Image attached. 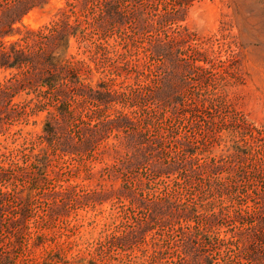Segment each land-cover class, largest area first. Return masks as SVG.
<instances>
[{
	"label": "rangeland",
	"instance_id": "374dc122",
	"mask_svg": "<svg viewBox=\"0 0 264 264\" xmlns=\"http://www.w3.org/2000/svg\"><path fill=\"white\" fill-rule=\"evenodd\" d=\"M74 1L78 12L90 23L92 38L107 40L108 45L101 58L91 61L93 70H84V82L98 91L105 90L100 86L102 82L110 81L111 91L118 89L126 96L114 99L107 106L92 93L76 98L70 108L75 120L71 124L63 121L61 131L69 125L78 134L92 125L94 116L103 121L114 117L117 111L138 110L133 112L134 118L138 122L146 118L147 123L124 129L119 135L125 138L129 132L142 131L145 142L150 144L163 136L165 140L148 152L151 161H173L178 156L194 162L200 170L198 173L183 168L178 174L182 180L179 188L185 189L181 198L199 205L201 225L206 222L205 204L215 201L219 212L215 221L218 236L236 235L232 255L247 258L254 255L245 264H264V0ZM106 1L115 5L122 18L104 29L96 21ZM66 4L67 0H49L15 26L21 31L24 26L39 28L58 18L59 10ZM167 17L171 21L166 22ZM106 19L110 21L109 15ZM20 34L6 40L17 39ZM156 40L167 42L175 49L185 44H200L208 54L204 58L211 62L198 61L205 63L206 70L185 65L193 62L189 55L182 54L179 65L166 62L161 56L148 54L147 46ZM70 52H78L75 38ZM82 56L88 54L78 57ZM9 75L10 71L1 69L0 81ZM54 113L58 111L53 107L36 111L28 121L24 117H4V127L0 129V165L8 166L2 154L9 157V150L28 147L26 152L37 154L46 148L47 141L38 138L44 134L49 119L56 123ZM151 116L156 121L150 125ZM115 135L112 133L113 138L108 140H115L118 136ZM185 143H189L193 152L188 156L183 148ZM51 148L45 175L39 173V162L25 156L20 159L23 167L9 168L5 180L0 181V187L13 194L12 200L3 206L0 218V264H42L43 255L51 250L64 256L66 261L60 264H73L68 261L79 253L85 255L86 248L115 221L114 199L95 203L84 196H73L67 200L64 213L56 215V205L61 202L54 193L62 190V185L70 187L79 183L81 194L94 193L100 188L97 177L87 179L81 156L75 160ZM100 155L88 162L94 171L113 163L112 152ZM216 166L218 187L226 188L222 194L219 190L214 194L208 185L215 176ZM42 176V180L36 181ZM133 178L139 188L148 184L150 190L146 192L166 188L167 183L173 191L178 190L173 177L160 182L149 164L134 171ZM112 182L104 181L107 185ZM120 182L119 179L116 184ZM33 185L37 189L30 201ZM26 206L31 211L24 217L21 214ZM146 215L147 210L139 213L130 220L135 226L129 224L120 232L137 233ZM37 224L48 226L44 243L29 234L28 227ZM138 239L141 240V235ZM213 246L207 249L200 246L201 252L218 264L225 262L229 256L226 249L231 245L218 242V248ZM133 251L140 252L137 245ZM110 254L115 252L112 250Z\"/></svg>",
	"mask_w": 264,
	"mask_h": 264
},
{
	"label": "trees",
	"instance_id": "16d2710c",
	"mask_svg": "<svg viewBox=\"0 0 264 264\" xmlns=\"http://www.w3.org/2000/svg\"><path fill=\"white\" fill-rule=\"evenodd\" d=\"M48 2L49 0H0V70L10 71V75L0 81V129L4 127V117L14 119L24 117L28 121L30 115L36 111L50 110L53 107L58 111L54 113L57 124L49 119L44 134L39 135L38 139H41V142L47 141V147L42 148L41 152L28 153L26 152L28 147H24L9 150V157L6 153L2 154L3 157L6 156L5 160H8L9 164L0 165V181L5 180L4 175L9 168L13 166L22 168L20 159L25 156L39 162L40 165L37 166L39 173L45 175L51 147L75 160H80L78 156H81V161L86 165L87 179L97 177V185L100 189H96L94 193L81 194L83 189L79 183L71 184L70 187L62 185V190H56L54 193L62 203L56 205L58 212L56 215L61 216L64 213L67 200L73 196L80 198L84 196L95 203L114 199L116 211L112 213L115 221L86 248L85 255L79 253L72 261H68L73 264H218V261L211 256L203 254L200 247L207 249L213 244L218 248V242H227L231 245L226 249L228 259L220 264H245L246 261L253 260L254 255L248 258L232 255L235 234L228 237L218 236V232L215 231L217 227L215 221L219 212L215 207V201L205 204L204 211L208 215H205L206 222L201 225L199 216L202 213L199 205L195 201L188 203L181 198L185 195V189L179 188L182 180L178 174L183 168L187 172L198 173L200 170L194 162L178 156L173 161H151L148 152L162 143L160 141L165 140L163 136H160L155 144H150L145 142L142 131L129 132L125 138L119 135L124 129H132L134 125L142 122L147 123L146 118L142 122L134 118L132 114L137 113L138 110L117 111L114 117L103 121L97 118L98 116H94L92 125L83 132L79 131L78 134L73 132L69 125L61 131L63 121L71 124L75 120L73 110L70 108L76 98L92 93L96 100L107 106L114 99L126 95L118 89L112 92L108 88L110 81L102 82L100 86L105 90L98 91L84 82V70H93L91 61L101 58V52L106 50L108 45L107 40L92 38L89 31L90 23L78 12L74 0H67L66 6L59 10L58 18L39 28L24 26L25 29L21 31L15 26L32 10L42 8ZM114 6L112 2H103L102 14L96 21L98 26L105 29L108 24L114 26L118 19L122 18ZM106 15H109L110 21L106 19ZM171 19L167 17L165 21ZM16 33H21V36L14 40H6ZM73 38L78 42L77 53L70 52ZM147 51L150 55L161 56L166 62L171 61L178 65L182 54L189 55L193 62H187L185 65L201 70H206L207 67L205 63L198 61L211 62L208 58H204L208 54L200 44H185L175 49L167 42L156 40L147 46ZM84 54H88V57H78ZM129 105L132 106L131 103ZM149 119H151L150 125L156 121V117L153 116ZM112 133L118 136L115 135L117 136L115 140L110 141L108 139L113 138ZM183 148L186 156L190 154L189 152L193 153L189 143H185ZM108 152L113 154V163L106 164L99 171H94L91 163L88 162L97 159L100 153V156H103ZM144 164L150 165L151 172L161 179L160 182L163 180L167 182L165 178L173 177L178 190L174 188L173 191L168 183L166 188L154 192H146L150 187L145 183V187L139 188L133 173L141 169ZM213 169L215 176L209 180L208 185L214 194L218 193V190L222 194L226 188L218 187L216 173L218 167ZM42 179L43 176L36 181ZM119 179L121 182L116 184ZM106 180L114 182L107 185L104 183ZM36 189L33 185L30 190V201ZM12 198L11 192L0 187V218L3 216V206ZM30 209V206H26L21 215L25 217ZM146 210L148 215L142 217L145 222L140 230L137 233L126 230V234H122L125 226L129 224L135 226L130 220L136 219L139 213H146ZM47 228L46 225L37 224L34 228L29 226L28 231L32 237L39 241L42 239L41 243H44L49 234ZM140 235L141 240L138 239ZM178 236L181 237L177 239V241L180 239L179 242L175 240ZM134 245H137L139 253L134 254ZM112 250L115 252L114 255L110 254ZM42 258V264H60L66 261L60 252L54 250L47 251Z\"/></svg>",
	"mask_w": 264,
	"mask_h": 264
}]
</instances>
